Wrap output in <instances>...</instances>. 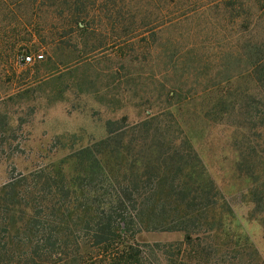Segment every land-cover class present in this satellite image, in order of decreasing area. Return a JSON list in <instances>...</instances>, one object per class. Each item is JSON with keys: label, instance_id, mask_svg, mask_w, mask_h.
<instances>
[{"label": "rangeland", "instance_id": "obj_1", "mask_svg": "<svg viewBox=\"0 0 264 264\" xmlns=\"http://www.w3.org/2000/svg\"><path fill=\"white\" fill-rule=\"evenodd\" d=\"M199 1L187 0L184 6L170 4L165 11L173 10L171 17H176L192 11ZM16 3L0 0V194L11 174L19 179L37 169L50 171L62 166L68 180L73 181V152L104 138L108 119L127 116L132 126L161 115L159 121L166 127L160 130L180 138L185 127L182 118L191 117L187 132L221 190L218 205L210 211L211 220L201 236L202 245L211 249L208 264H264V221L252 201V180L237 170L233 128L202 120L200 114H188L190 109L196 112L193 105L200 102V92L211 83L201 67L208 63L215 75L222 51L234 46L235 34L230 27L225 31L220 20L211 18V12L196 11L157 28L155 34L149 30L155 27V15L144 19L146 26H141L139 16L137 24L126 21L111 32L99 13L101 8L96 6L90 10V20L95 22L91 21L89 32L80 22L81 29L75 26L71 33L69 26L63 28V13L57 7L46 6L47 0H38L39 9L27 16V6L18 7ZM101 3L99 0L98 5ZM24 43H29L31 52L21 53ZM63 43L71 45L68 52L63 51ZM62 51L63 59L69 61L66 65L58 63ZM25 54L40 61L25 63ZM39 54L44 57L38 58ZM34 71L37 75L32 81ZM179 84L185 87V93L172 100L179 106L166 108L173 86ZM235 85L234 80L227 86ZM44 189L38 198L43 217L64 220L60 230L73 233V212L77 215L80 199L73 193L59 196ZM20 191V202L11 215V235L34 214L31 198L23 194L22 188ZM134 234L140 250L145 252L144 264H165L156 250L154 256L149 250L154 243L184 238L182 232L142 228H136ZM77 238L81 241L80 236ZM60 244L55 246L56 253H60L57 257L72 261L78 249L73 235L66 246ZM94 254V250L86 254V261ZM41 257L48 260L49 252L44 249Z\"/></svg>", "mask_w": 264, "mask_h": 264}, {"label": "trees", "instance_id": "obj_2", "mask_svg": "<svg viewBox=\"0 0 264 264\" xmlns=\"http://www.w3.org/2000/svg\"><path fill=\"white\" fill-rule=\"evenodd\" d=\"M37 1L17 0L16 4L27 6V16L39 9ZM98 1L47 0L46 6L57 7L63 13V28L69 26L71 33L75 26L81 29L80 22L89 32L91 21L95 22L90 20V10L96 6L101 8L99 13L109 23L111 32L126 21L137 24L139 16L141 26H146L144 19L155 15V27L149 29L155 34L157 28L196 11L211 12V18L220 20L225 31L230 27L235 34L234 46L222 51L214 67L218 70L215 75L208 63L201 67L211 83L200 92V102L193 105L196 112L190 109L188 114H200L202 120L233 128L237 170L252 180V201L264 221V0H200L192 11L176 17H171L173 10L165 11L167 5L184 6L187 0H102L101 7ZM63 46V51L71 49L69 44ZM23 51L31 52L29 43L21 45ZM63 51L58 63L66 65L69 61L63 59ZM30 55L25 54L23 61ZM188 61L191 66L194 64L191 60L185 63ZM33 73L32 81L37 75ZM234 80L235 87L227 86ZM184 90L182 84L173 86L166 108L179 106L172 100L183 96ZM160 117H150L132 126L127 116L108 119L104 138L73 152V181L68 180L62 166L50 171L37 169L19 179L11 174L0 194V264H48V260L55 261L51 264H144L145 252L135 239L136 228L184 233L183 240L151 245L152 255L156 250L165 264H208L211 249L202 245L201 236L211 220L210 211L218 205L221 190L187 132L191 117L182 118L185 127L180 138L160 130L166 127ZM43 186L55 195L73 193L80 199L77 215L73 212V233L60 230L64 220L43 217L38 203L39 194L46 190ZM21 188L31 198L33 203L27 205L31 204L34 214L11 235V215L20 202ZM77 233L81 237L79 242ZM71 235L78 249L69 261L68 257H57L60 253H56L55 246H66ZM44 249L49 252L48 260L41 257ZM93 250L95 256L86 261L85 255Z\"/></svg>", "mask_w": 264, "mask_h": 264}, {"label": "built area", "instance_id": "obj_3", "mask_svg": "<svg viewBox=\"0 0 264 264\" xmlns=\"http://www.w3.org/2000/svg\"><path fill=\"white\" fill-rule=\"evenodd\" d=\"M44 57L43 54H39L38 58L42 59ZM33 61V56H25V63H31Z\"/></svg>", "mask_w": 264, "mask_h": 264}]
</instances>
